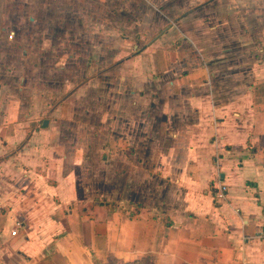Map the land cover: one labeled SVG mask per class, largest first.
<instances>
[{
	"label": "crops",
	"instance_id": "crops-1",
	"mask_svg": "<svg viewBox=\"0 0 264 264\" xmlns=\"http://www.w3.org/2000/svg\"><path fill=\"white\" fill-rule=\"evenodd\" d=\"M109 257L264 264V0H0V264Z\"/></svg>",
	"mask_w": 264,
	"mask_h": 264
},
{
	"label": "rangeland",
	"instance_id": "rangeland-1",
	"mask_svg": "<svg viewBox=\"0 0 264 264\" xmlns=\"http://www.w3.org/2000/svg\"><path fill=\"white\" fill-rule=\"evenodd\" d=\"M7 48H11V47L7 46ZM8 51L13 52V48L8 49ZM14 51H16V50H14ZM7 67L9 68V65H7ZM130 263H132V262L131 261L118 260V259H114L111 257H109L108 259L102 260V261L95 260V262H94V264H130Z\"/></svg>",
	"mask_w": 264,
	"mask_h": 264
},
{
	"label": "built area",
	"instance_id": "built-area-1",
	"mask_svg": "<svg viewBox=\"0 0 264 264\" xmlns=\"http://www.w3.org/2000/svg\"><path fill=\"white\" fill-rule=\"evenodd\" d=\"M223 191H224L223 188H220L218 190L217 198L222 199L224 197ZM13 234H15V232Z\"/></svg>",
	"mask_w": 264,
	"mask_h": 264
},
{
	"label": "trees",
	"instance_id": "trees-1",
	"mask_svg": "<svg viewBox=\"0 0 264 264\" xmlns=\"http://www.w3.org/2000/svg\"><path fill=\"white\" fill-rule=\"evenodd\" d=\"M130 264H151L149 261L147 260H141V261H135V262H132Z\"/></svg>",
	"mask_w": 264,
	"mask_h": 264
}]
</instances>
